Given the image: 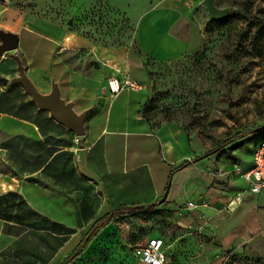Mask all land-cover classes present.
I'll return each mask as SVG.
<instances>
[{
	"label": "crops",
	"instance_id": "crops-1",
	"mask_svg": "<svg viewBox=\"0 0 264 264\" xmlns=\"http://www.w3.org/2000/svg\"><path fill=\"white\" fill-rule=\"evenodd\" d=\"M195 1L202 4L157 0L136 29L137 47L103 44L54 21L64 38L47 45L50 55L42 62L38 44L27 57L19 45L39 90L49 92L54 78L62 97L88 113L77 142V134L41 109L22 84L0 81V264H61L100 217L119 206L160 203L167 189L163 206L180 226L216 232L226 246L249 244L250 254L264 257V189L251 192L231 172L236 163L252 166L256 143L238 147L233 158L205 155L183 124L146 112L153 98L151 63L174 59L190 46L181 30L189 29L184 19L194 16ZM31 26L0 28L39 36ZM13 67L1 74L9 77ZM112 76L131 77L142 88L111 95ZM185 160L190 164L178 168ZM189 201L197 206L188 207Z\"/></svg>",
	"mask_w": 264,
	"mask_h": 264
},
{
	"label": "rangeland",
	"instance_id": "rangeland-1",
	"mask_svg": "<svg viewBox=\"0 0 264 264\" xmlns=\"http://www.w3.org/2000/svg\"><path fill=\"white\" fill-rule=\"evenodd\" d=\"M156 1L0 0V27L17 28L29 22L40 35L23 32L20 48L31 55L38 44L37 60L41 62L50 55L47 45L64 38V30L50 21L103 44L137 47L136 29L143 21L142 15ZM216 3L232 8L233 14L226 22L210 19L207 8L195 1L192 20L184 19L189 29L181 30L191 37L190 46L174 59L151 63L154 87L148 113L153 119L183 124L205 152L233 139L234 146L213 152L233 158L235 149L253 147L264 137V131L257 130L264 125V0ZM148 21L145 19L144 24ZM15 51L22 54L19 49ZM11 66L10 79L18 75L16 62L11 52L0 55V75L7 76L1 72ZM158 204L155 208L146 206L145 212L115 218L68 264H141L134 247H141L155 234L166 241L167 264H264V257L248 252L249 244L226 246L216 232H191L192 227L180 226L168 209ZM81 246L69 247L61 259L69 258Z\"/></svg>",
	"mask_w": 264,
	"mask_h": 264
},
{
	"label": "water",
	"instance_id": "water-1",
	"mask_svg": "<svg viewBox=\"0 0 264 264\" xmlns=\"http://www.w3.org/2000/svg\"><path fill=\"white\" fill-rule=\"evenodd\" d=\"M5 1V0H2ZM202 4L207 8L210 19L221 20L232 15L230 6H218L216 0H202ZM73 20L70 19L69 23ZM20 45V35L17 32L0 28V55L11 52V56L17 62L18 75L11 79L7 76L0 75V81L6 85L20 83L25 90L31 95V99L37 103L41 109H49L59 122L73 130L77 135L86 133L85 119L88 109L78 112L74 108L73 101H68L62 97L60 85L54 78L52 79V88L45 93L39 90L37 85L27 73V67L22 56L16 52ZM257 128V130H259ZM169 189L166 190L164 197L160 200L162 203L168 196Z\"/></svg>",
	"mask_w": 264,
	"mask_h": 264
},
{
	"label": "built area",
	"instance_id": "built-area-1",
	"mask_svg": "<svg viewBox=\"0 0 264 264\" xmlns=\"http://www.w3.org/2000/svg\"><path fill=\"white\" fill-rule=\"evenodd\" d=\"M125 88L141 89L142 84L128 76L123 78L112 76L108 79V90L111 95H117ZM80 137V135L76 136L77 142L81 141ZM217 172L222 174L226 171L224 168L219 167ZM231 172L247 181L251 192L260 193L264 189V138L258 141L255 146L252 166L244 168L239 163H236ZM187 206L192 208L196 207L197 204L194 201H189ZM137 246L134 247L133 251L141 264L168 263L169 257L166 250V241L162 236H150L141 247Z\"/></svg>",
	"mask_w": 264,
	"mask_h": 264
},
{
	"label": "trees",
	"instance_id": "trees-1",
	"mask_svg": "<svg viewBox=\"0 0 264 264\" xmlns=\"http://www.w3.org/2000/svg\"><path fill=\"white\" fill-rule=\"evenodd\" d=\"M237 13H241L240 11H236ZM233 14V13H232ZM243 14V13H241ZM232 16V15H231ZM230 16V17H231ZM229 19L228 18H225V19H221V20H217V22H220V23H224L226 22L227 20ZM150 74L152 75V71H150ZM153 80V87H154V78H152ZM151 104V102H150ZM149 107L150 105L147 107L146 109V112H148L149 110ZM166 120H171V119H166ZM264 131V125L261 126V128L259 129V132H262ZM264 137L260 138L258 141H260L261 139H263ZM257 141V142H258ZM256 142V144H257ZM234 141L233 139H226L224 141H222L219 145V147L217 149H214L212 151H208L205 153V155H209L217 150H219L220 148H224L225 146H228V145H231V146H234ZM190 164V160H185L183 163H181L178 168H183L184 166ZM176 169H173L172 173L175 171ZM166 200H164L161 205H163V203L165 202ZM160 204L158 203H154L152 205H149L150 208H155L156 206H158ZM148 209H146V206H140V205H133V206H119L113 210H111L110 212H108L105 216L103 217H100L92 226L91 230H90V235L87 236L86 240L84 243H82V246L76 250L73 254H71V256L69 258H66L62 261L61 264H68V262L70 261L71 258H75L76 256L80 255L84 249V246L87 244L88 240L91 239V237L97 233V230L99 228H101L102 226H104L105 224H107L108 222L112 221L113 219L115 218H118V217H121V216H124V215H129V214H134L136 212H145L147 211ZM157 235V234H155ZM154 236V235H153ZM236 255H232V257H235ZM139 262V261H138ZM141 263V262H139Z\"/></svg>",
	"mask_w": 264,
	"mask_h": 264
}]
</instances>
